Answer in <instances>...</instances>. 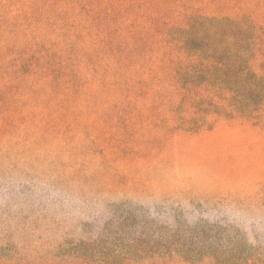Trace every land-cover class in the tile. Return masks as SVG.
<instances>
[{
  "label": "rangeland",
  "instance_id": "rangeland-1",
  "mask_svg": "<svg viewBox=\"0 0 264 264\" xmlns=\"http://www.w3.org/2000/svg\"><path fill=\"white\" fill-rule=\"evenodd\" d=\"M70 1L67 10H58L49 0H0V264H86L77 258L79 245L75 242L82 238L91 245L85 247L91 248L94 257L101 255L108 241L112 246L106 255L129 251L139 255L141 247L158 240L163 252L171 250L175 255L170 263L164 260L168 264H216L228 261L229 255L234 256L233 264L241 262L242 256L264 264V193L256 202L243 196L253 193L255 186L234 184L225 189L242 204L227 199L201 211L195 205L193 179L169 178L148 192L136 184L133 190L122 182L115 185L118 179L132 180L131 175L136 174L124 171L118 179H108L106 172L119 167L109 157L104 160L94 154L92 149L98 143L91 145L99 125L111 126L116 114L112 104L118 91L109 86L106 65L111 56L106 42L127 37L128 30L121 26L131 24L141 30L140 36L151 26L155 30L149 12L160 6L138 3L132 13H113L105 21V10L94 12L93 20L84 6L86 0L81 4ZM190 1L195 9V0ZM175 3L169 0L165 12L169 21L178 9ZM211 3H218L221 12L234 7L264 11V0ZM158 40L153 39L149 46ZM160 58L163 65L175 59L194 60L180 54L176 43L163 47ZM81 75L85 78L81 86L71 87ZM184 92L187 98L181 114L185 121L195 122V88ZM166 95L172 102L180 97L169 91ZM167 116L172 123L178 119L173 111ZM241 118L237 115L236 123ZM250 136L264 147L255 134ZM192 140L176 138L174 142L195 150ZM180 163L179 159L172 161ZM84 182L93 184L85 186ZM156 209L164 217L160 225L145 227L148 213ZM124 210H131L136 218L123 221ZM215 216L226 228L242 225V249L234 248L230 233L220 240L221 234L210 231L216 227ZM202 221L209 231L205 234L208 240L200 241L195 230ZM91 224L93 231L88 229ZM211 236L217 241L209 240ZM137 240L138 244L133 242ZM130 245L137 248L127 249ZM250 259L247 264H252ZM150 261L141 260L143 264Z\"/></svg>",
  "mask_w": 264,
  "mask_h": 264
},
{
  "label": "trees",
  "instance_id": "trees-1",
  "mask_svg": "<svg viewBox=\"0 0 264 264\" xmlns=\"http://www.w3.org/2000/svg\"><path fill=\"white\" fill-rule=\"evenodd\" d=\"M211 2L195 0L194 9L190 0H176L178 9L171 21L165 13L169 0H86L84 3L93 20L94 12L105 10L108 13L105 21L111 19L113 13H132L138 3L153 8L160 6L159 10L152 8L149 12L155 30L151 26L140 36L141 30L131 24L121 26L122 30H128L127 37L123 41L114 38L106 42L110 45L107 49L111 56L106 65L111 76L109 86L118 91V99L112 104L116 114L111 126L99 125L91 145L98 143V147L92 149L94 154L104 160L109 157L119 167L117 171L106 172L108 179H118L124 171L136 174L131 175L132 180L118 179L115 185L122 182L131 190L135 184L140 185L142 192L165 184L169 178L173 181L193 179L195 205L201 211L227 199L242 204L236 195L226 193L225 189L234 184L241 188L244 184L255 186L253 193L243 195L251 202L258 201L264 193V183H257L264 180V147L250 136L253 133L264 142V11L234 7L221 12L218 3ZM49 3L58 10H67L71 5L70 0H49ZM215 10L216 13H212ZM87 20L94 22L89 17ZM153 39L160 40L149 46ZM175 43L180 54L194 60L175 59L171 64H161L163 47ZM112 45L119 49L115 51ZM84 80L81 75L71 87H80ZM193 88L195 122H187L181 114L186 93L181 92ZM167 91L173 96L179 95V100L172 102ZM171 111L178 114L174 123L168 121L167 113ZM237 115L242 117L239 123H236ZM189 137L195 141V150L182 148L174 142L176 138L185 141ZM122 158L124 161H120ZM176 159L182 163L172 164ZM154 174H158L157 179L152 178ZM91 184L83 183L85 186ZM134 218L131 210H124L121 219L127 222ZM162 218L158 209L150 211L145 227L159 226ZM214 218L216 227L210 231L221 234L220 240L230 233L234 248L242 249V225L229 229L218 217ZM202 222L204 224H199L195 230L200 241L206 239L209 231L205 228L206 222ZM93 224L96 226L95 221ZM88 226L94 230L92 224ZM209 240L217 241V237L211 236ZM133 242L138 244V240ZM75 244L79 245L77 258L86 264H143L141 260L145 258L151 260L149 264H168L175 256L171 250L163 252L158 240L141 247L144 249L139 255L132 251L106 255L112 246L108 241L99 257L90 254L91 248L88 250L85 246L91 245L85 239ZM133 248L137 247H127ZM229 256L228 261L216 264H233L234 256ZM248 259L242 256L238 264H247ZM250 261L255 264L254 260Z\"/></svg>",
  "mask_w": 264,
  "mask_h": 264
}]
</instances>
